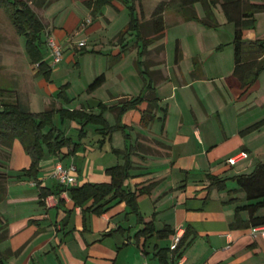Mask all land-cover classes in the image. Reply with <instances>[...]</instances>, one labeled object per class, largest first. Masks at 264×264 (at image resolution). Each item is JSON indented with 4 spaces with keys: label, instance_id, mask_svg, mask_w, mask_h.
Returning a JSON list of instances; mask_svg holds the SVG:
<instances>
[{
    "label": "crops",
    "instance_id": "1",
    "mask_svg": "<svg viewBox=\"0 0 264 264\" xmlns=\"http://www.w3.org/2000/svg\"><path fill=\"white\" fill-rule=\"evenodd\" d=\"M23 1L43 23L42 40L49 33L61 47V58L50 65L44 44L43 59L51 73L49 80L37 75L25 39L0 7L2 100L33 114L52 107L98 115L113 130L109 133L103 125L62 120L55 114L52 127L69 144L57 156L42 159L36 180L22 173L29 168L30 157L23 149L11 152V146L6 162L0 161V232H5L0 238V264H264V240L254 239L250 229L230 228L237 205L229 201L241 202L244 197L240 192L230 194L237 189L235 182L227 181L224 190H207V175L230 179L264 163V123L244 133L264 121L263 110H258L264 107L257 95L259 77L243 90L235 81L228 82L233 71L232 37L220 36L223 22L217 21V28L205 27L199 4L194 7L197 21H184L169 10L162 36L153 38L151 14L160 2L169 0H115L94 15L85 0ZM71 6L92 15L85 29L78 30L82 17ZM129 6L141 24L142 39L135 31L126 33ZM54 8L59 10L51 12ZM108 11L113 17L106 16ZM245 32V39L258 38ZM80 42L84 46L78 48ZM84 59L92 63L91 77L74 93L77 82L61 77L53 67L62 60L79 81ZM139 62L144 64L143 75L137 69ZM98 77L103 82L89 90ZM144 81L152 90L144 89ZM62 86H67L66 100L58 98ZM151 96L156 99L151 117L143 120ZM138 97L141 103L117 119L115 106ZM233 104L237 108L231 119L223 120L221 112ZM255 112L261 114L254 117ZM127 149L132 162L127 188L152 185L147 195L138 198L137 213L119 203L97 214L91 202L74 206L67 193H58L53 177L56 164L75 168L72 186L106 183V170L122 165ZM241 152L247 159L227 164ZM42 188L51 191L45 198L39 196ZM240 215L247 219L245 212ZM148 222L154 231L141 235ZM164 229L174 236L160 238L157 232ZM176 235L184 236L188 244L179 260L170 248ZM162 249L169 250L165 263Z\"/></svg>",
    "mask_w": 264,
    "mask_h": 264
},
{
    "label": "trees",
    "instance_id": "2",
    "mask_svg": "<svg viewBox=\"0 0 264 264\" xmlns=\"http://www.w3.org/2000/svg\"><path fill=\"white\" fill-rule=\"evenodd\" d=\"M115 0H85L86 6L92 8V15L97 14L99 10ZM199 4L204 16L201 20L207 28H217V20L214 9L219 7L227 23L232 24L233 34L230 45L233 49V71L228 79L237 83L240 89L250 88L264 71V38H255L248 40L244 38L246 30L254 28L256 15L264 13V0H169L160 2L153 10L149 23L152 26L151 36L160 38L164 31V14L173 10L181 15L184 21H197L195 5ZM0 7L6 11L9 20L16 33L25 39V49L30 64L36 68V74L41 75L45 80H49L51 69L43 59L42 33L44 30L41 19L32 11L27 2L23 0H0ZM134 7L129 6L130 19L126 33L135 31L138 39H142L141 24L134 14ZM222 48V46H221ZM143 63H137V69L141 75L145 73L141 69ZM196 74V73H195ZM103 82V77H98L89 86L93 90ZM67 86H62L58 93V98L66 100L64 91ZM144 89L152 90L149 83L144 81ZM4 90L0 89V145L5 149L6 157L9 155L14 140H19L24 152L30 157L31 163L28 169L22 173L25 177L33 180L37 179L40 162L46 155H58L64 147L69 144L62 134L52 127L53 116L59 114L60 118L81 119L85 123L103 125L109 133L113 130L102 119L101 116L86 114L83 111H63L52 107L41 113H30L23 110L15 104L2 100ZM142 101L138 97L131 101L121 102L120 106H115L117 110V119L125 112L136 108ZM155 97L151 96L148 101V109L142 113V119L150 118L151 107H154ZM264 121H259L244 131L250 132L257 130ZM44 129H47L44 132ZM129 150H125L124 163L110 167L106 170L109 181L106 183H84L79 186L63 187L58 184V193L65 192L69 195L74 206H83L88 202L92 203L93 211L97 214L107 211L111 205L125 203L131 210V213H137L138 198L147 195L152 185H146L131 190L127 188L126 182L130 178L129 171L132 169V162L129 159ZM208 192L212 190H224L227 181H233L237 189L230 192L235 196L237 192L244 195L242 201L236 198L230 199L237 205L234 214V222L230 224L231 229H251L253 227L264 226V163H257L249 174L236 175L230 179L219 178L207 175ZM51 193L50 190L40 189L39 196L45 198ZM243 203V204H242ZM247 214V219H241V213ZM140 216H138L139 218ZM142 220V219H141ZM154 231L152 222L145 224V228L140 232L141 235H147ZM166 231V233H165ZM174 233L168 230L157 232L161 238L167 234ZM139 234V235H140ZM5 236V232H0V238ZM184 237V236H183ZM181 238L172 252V256L179 260L182 257V249L185 248V237ZM168 249H162L164 259ZM1 260V255H0ZM165 263V259L162 260Z\"/></svg>",
    "mask_w": 264,
    "mask_h": 264
},
{
    "label": "rangeland",
    "instance_id": "3",
    "mask_svg": "<svg viewBox=\"0 0 264 264\" xmlns=\"http://www.w3.org/2000/svg\"><path fill=\"white\" fill-rule=\"evenodd\" d=\"M63 7V6H62ZM55 8H57V7H55ZM53 9V10H51V12H54V10L55 11H58L59 9ZM70 8H72V9H74V7H70ZM61 9V8H60ZM63 9V8H62ZM65 8L62 10V14H61V16H63V14L65 13ZM75 11H76V13L77 14H79L81 17H82V20H81V22H80V25H79V27H78V30H83V29H85L86 27H87V25L85 24V20L86 19H89V20H91L92 21V15H90V13L89 14H86V15H83V13H81V11H79V10H77V9H74ZM109 10V9H108ZM64 11V12H63ZM0 12H2V10L0 9ZM106 16H108L109 18H111V17H113V12L111 11V13L108 11V12H106ZM214 14H215V16L217 17V21L219 22V23H222L223 22V25H221V26H219L218 28H220V31H221V33H220V36L223 38V39H226V38H228V37H230V35H231V37H232V31H233V27H232V25L230 24V23H227V21L225 20V18H224V16H223V14H222V12H221V10L219 9V7H216L215 9H214ZM48 15H49V13H46V18L48 17ZM126 17H127V15H126ZM221 21H220V20ZM6 20H7V22L9 23V20H8V17L6 16ZM112 21V20H111ZM101 22H104L105 24H106V22H105V20H101ZM116 24V22H114L113 24H112V27H111V31L114 29L113 28V26ZM116 26V25H115ZM109 27V26H108ZM12 28V27H11ZM12 30H13V28H12ZM253 33L255 34H257V37L259 38V39H263L264 38V13H259V14H257L256 15V19H255V24H254V28L252 29V30H248V31H246L245 32V35H247V36H249V35H253ZM53 38L49 33H47L46 34V36H45V40H44V44L46 45V40H47V38ZM60 47V46H59ZM47 48V47H46ZM78 48H80V47H78ZM60 49H61V47H60ZM228 56H229V54L230 53H226ZM26 56V55H25ZM27 58V57H26ZM8 62V61H7ZM9 63V62H8ZM49 64L50 65H52L53 63H52V61L50 60L49 61ZM81 64L83 65V70H82V77H81V79L78 81V78L76 77V78H72V76H73V74H74V70H69L68 68H64V65H63V63H62V60H61V63L60 64H58L56 67H53L54 69V72L55 73H59L60 74V76L61 77H63V78H67L68 79V81L70 80V77H71V80H75L77 83H76V89L74 88L73 89V91H74V93H76L77 92V90L80 88V86L79 85H85V83H86V81H88V79L91 77V67H92V63L90 62V60H83V61H81ZM56 79H58L57 77H56ZM73 80V81H74ZM258 87L257 88H259L258 89V96H259V98H258V100L259 99H261V101L262 102H264V71H263V73L259 76V83H258V85H257ZM256 88V87H255ZM74 93H71V95H74ZM78 93V92H77ZM254 96H256L255 95V93H253L252 94V97H251V99L254 97ZM73 97V96H72ZM264 104V103H263ZM237 108V104H233L232 106H230V108H227V109H225L224 111H222L221 112V116H222V118H223V120H225V121H227L228 119L230 120L231 119V115H233V113H232V111L234 110V109H236ZM258 110H260L259 112H262L261 110H263V112H264V107L261 109V108H258ZM257 112V111H256ZM256 112H255V115H254V113H251L254 117H256V116H258V115H260L261 113H258V114H256ZM264 114V113H263ZM259 119H261V118H259ZM258 119V120H259ZM16 148H19V150L21 149H23L22 148V146H21V144H20V142H19V140H14L13 141V145H12V149H11V152H13V153H16ZM5 149H3V147L0 145V161H2L3 163L4 162H6V160H7V157H6V153H5ZM23 151V150H22ZM7 152V151H6ZM24 152V151H23ZM24 154L26 155V157H28L29 158V156L24 152ZM16 159V158H15ZM0 164H2V163H0ZM235 196H237V193L235 194ZM264 263V262H263Z\"/></svg>",
    "mask_w": 264,
    "mask_h": 264
},
{
    "label": "built area",
    "instance_id": "4",
    "mask_svg": "<svg viewBox=\"0 0 264 264\" xmlns=\"http://www.w3.org/2000/svg\"><path fill=\"white\" fill-rule=\"evenodd\" d=\"M86 25H89L91 23V20L86 19L85 21ZM79 47L84 46L83 42H80ZM46 47L49 51L50 57L52 59V63L56 64L60 61L61 58V49L58 44L54 41L53 38H47L46 40ZM248 155L245 152H241L238 155L228 159L226 162L228 165H235L239 161L247 159ZM75 171V168L73 166H70L68 168H63L60 164H56L53 167V177L57 181V183L63 187H69L72 186L75 183V177L72 175V173ZM250 234L254 239H257L260 237L264 240V226L259 227H253L250 229ZM181 239V236L176 235L173 238V243L170 246L171 250H174L176 245L178 244L179 240Z\"/></svg>",
    "mask_w": 264,
    "mask_h": 264
}]
</instances>
